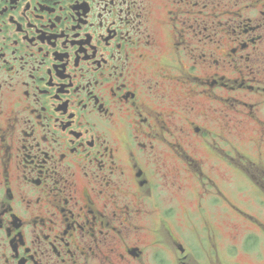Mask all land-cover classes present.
I'll use <instances>...</instances> for the list:
<instances>
[{
    "label": "flooded vegetation",
    "instance_id": "af4514ba",
    "mask_svg": "<svg viewBox=\"0 0 264 264\" xmlns=\"http://www.w3.org/2000/svg\"><path fill=\"white\" fill-rule=\"evenodd\" d=\"M0 264H264V0H0Z\"/></svg>",
    "mask_w": 264,
    "mask_h": 264
},
{
    "label": "rangeland",
    "instance_id": "374dc122",
    "mask_svg": "<svg viewBox=\"0 0 264 264\" xmlns=\"http://www.w3.org/2000/svg\"><path fill=\"white\" fill-rule=\"evenodd\" d=\"M228 177H229L228 180H229L230 182H232V183L234 182L235 184H237V183L240 182V181H239V178L236 177V176H234V175H232V174H229ZM235 184H234V186H235ZM243 262H244V263H248V262L250 263L251 260H249V259H247V258H244V259H243Z\"/></svg>",
    "mask_w": 264,
    "mask_h": 264
}]
</instances>
